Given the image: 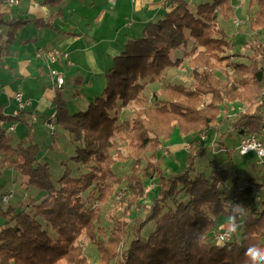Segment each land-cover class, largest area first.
Masks as SVG:
<instances>
[{
  "label": "trees",
  "instance_id": "obj_1",
  "mask_svg": "<svg viewBox=\"0 0 264 264\" xmlns=\"http://www.w3.org/2000/svg\"><path fill=\"white\" fill-rule=\"evenodd\" d=\"M170 1V11L147 23L141 35L128 40L112 59L100 93L84 110L69 113L60 88L55 90L54 124L70 136L74 145L70 160L85 166L84 172L74 176L62 163L64 169L54 183L49 164L38 158L39 145L13 143L7 128L0 126V170L12 167L26 176L28 185L45 192L31 211L0 206V218L5 219L0 224V264H88L78 245L80 237L96 248L98 264H251L245 249L250 244L264 247V193L254 197L259 183L248 178L238 191L240 177L237 173L229 176L228 169L217 163L212 164L210 175L197 171L195 160L205 154L204 148L190 146L185 167L169 175L163 173V160L157 156L162 141L173 133L187 135L215 126L226 103L245 105L229 122L238 141L264 126V0L248 1L249 6H257L250 28L260 31L259 38L255 35L247 44L249 63L227 61L230 36L218 20L233 16L230 0H208L194 10L189 8L190 0ZM60 2L43 0L42 4L58 6ZM30 21L36 27H51L43 19H5L0 10V37L4 36L0 62L16 32ZM190 38L195 45L171 58V52L186 48ZM184 62L190 68L191 85L167 84L151 93L155 105L149 106L144 95L146 80L155 82L167 69ZM217 71L225 78L218 77ZM129 106L135 107L131 122L121 119L119 112ZM14 121L32 127L23 110L6 115L0 105V123ZM50 135L56 137L55 132ZM123 142L125 154L120 149ZM129 160L132 165L119 201L124 209L107 232L100 225L101 206L114 197L122 182L112 167ZM155 179L157 186L145 190L144 181ZM221 186L231 188V196L224 197L230 198L227 207ZM86 191L90 202L82 199ZM145 198L151 200L148 206L141 202ZM233 203L246 210L241 238L238 241L233 234L217 243L214 235L222 220L233 215ZM149 223L152 229L143 234Z\"/></svg>",
  "mask_w": 264,
  "mask_h": 264
},
{
  "label": "rangeland",
  "instance_id": "obj_2",
  "mask_svg": "<svg viewBox=\"0 0 264 264\" xmlns=\"http://www.w3.org/2000/svg\"><path fill=\"white\" fill-rule=\"evenodd\" d=\"M78 1V0H77ZM208 0H190L189 8L191 10H194V8L203 2H206ZM244 1V3H242ZM249 0H230V3L232 5L233 9V18H236L234 21L235 28L236 26L242 25L243 31L241 33H237L234 36L232 35V41H230V46L226 49V54L229 55V59L227 61H242L245 63H249V56L251 55V51L247 48V44L251 41V38L254 36H251V31H253L250 28V21H245L243 24L242 19H244L248 13V11L252 10V7L256 6L253 5L252 7L248 4ZM20 2V1H19ZM35 3V0H34ZM68 3V2H66ZM5 5L6 7H10L7 5L4 0H0V6ZM28 5L27 1L22 2V7L25 8ZM71 5L70 7H72ZM77 6V4H76ZM17 7V6H16ZM15 9H18V7ZM74 9V8H73ZM76 9V8H75ZM231 17L230 21L232 23L233 18ZM221 19V18H219ZM226 23L228 24L230 23ZM236 22H239L236 24ZM51 29V28H49ZM241 30V29H239ZM50 31V30H48ZM256 33V31H253ZM258 36H260V31L258 30ZM3 34V33H2ZM230 34V33H229ZM43 38H40L35 46V57L36 59H44V57H39L37 55V51L40 48L42 44ZM45 44H53V40L51 39V36H46ZM49 40V42H48ZM247 40V41H246ZM250 40V41H249ZM195 45L194 39L190 38L188 46L186 48H179L171 52L170 56L171 58L175 59L179 55H182L184 51H188L191 47ZM33 49V50H34ZM241 55V56H238ZM12 58H15V53L10 56ZM8 62V61H7ZM227 64V62H226ZM5 66V67H4ZM6 73V75H9V70L6 69V64L1 63L0 64V74L4 73L3 69ZM228 73L231 72L230 66H227ZM51 71H54L56 73H59L56 69H52ZM61 74V73H60ZM217 76L220 78H225L223 74L219 71L216 72ZM1 78V77H0ZM5 79V76L3 77ZM100 78L104 81V76L100 75ZM97 77H94L93 89L90 90L91 86L88 85V89L84 87L83 83H78L77 85L73 84V79L68 78L66 79L65 85L62 86L60 89L62 95L67 98L69 111L71 113L77 112L79 110H84L90 101L95 95V92L97 91L96 83H97ZM192 82V75L190 73V68L187 65L186 62H184L181 66L178 68H169L164 72V75L161 79L155 81V82H149L146 80V86L144 89V95L147 99V104L149 106L155 105V100L152 99V92L155 90H159L163 88L165 85L170 83L175 84H182L184 86H190ZM19 82H10L6 83L8 86L6 87V91L11 96L14 95L17 89V85ZM20 84V83H19ZM20 92V91H17ZM81 92V93H77ZM22 94V92H20ZM100 93V92H99ZM97 93V95L99 94ZM72 105H75L76 108L72 107ZM203 106V105H201ZM245 108V105L240 102H230L226 103L225 110L222 109L219 116H218V123L215 126L208 127V128H199L195 132H190L187 135H182L180 133H177L178 136L181 139L179 143L176 145L178 148L174 146L169 140H163L162 146L160 150L157 152V156L159 155L163 160V173L165 175H169L170 173H176L181 170V168L185 167V154L189 150L190 146H195L198 150H201V148L206 149L205 154L202 157H199L195 160V168L196 170L203 171L206 175H210L212 173L213 169V163H217L220 166L228 169L229 176L237 173V175L240 177V181L238 184V191L240 190V187H243L245 184L248 183L247 179L252 178L254 183H259L260 188H257L254 191V197L259 198L260 194L264 193V162H259L255 152H249L245 155H240L238 151L236 150V147L238 146L239 141L236 138V132L233 130L229 122L232 121L234 114L238 111H241ZM134 106H129L127 108H121L120 109V115H122L121 119H127L129 122L132 121L134 117ZM54 116V115H53ZM34 118V117H32ZM32 118L27 117L28 123L32 125V127H28L25 123H21L19 121H14L12 123L8 122H2L0 123L1 127L9 128L10 124L14 125L15 130H7L10 135L13 138V143L16 141H25V143L28 142H34L37 143L40 147V152L38 154V158L42 162H47L50 167V173H51V180L56 183L57 179L61 176L62 171L64 169V166L62 163L66 164L71 169V174L74 176H78L82 172L85 171V166H77L75 163H73L70 160V156L74 154V145L71 142L70 136L67 132L63 131L61 128H57L54 124L53 117L49 118L48 120L51 121V123L54 126L55 132V138L53 139L51 137V131L46 126L43 120L38 119L37 121H34ZM205 130L206 131V137L204 140L199 141V134ZM174 134V133H173ZM253 134L255 138L262 142L264 146V126L260 128L258 132L249 133ZM173 136V135H172ZM171 136V137H172ZM193 141V143H190V141ZM169 142V143H168ZM126 142H123L121 145V151L123 154L126 153L125 149ZM169 144V145H168ZM176 148V149H175ZM149 154H146L147 157ZM264 161V158L263 160ZM144 164V162H143ZM132 162L125 161L116 162L112 169L114 173H116L117 176L122 177L121 184L116 186L115 195L113 198L108 200L106 203H104L101 206V219H100V225L103 226L106 231L108 232L113 222L121 216V212L124 209V205L120 204V200L123 197L124 194V183H125V175L129 173L131 168ZM0 174V185L2 187L0 188V206L5 209L7 206H15V207H21L22 209H25L27 211H31V206L35 204L39 197H43L45 194L44 191H40L36 189L35 187L28 185L26 176H21L17 171H15L12 167L9 168H2ZM145 190H151L154 185L157 183V180H145ZM157 186V184L155 185ZM229 186H221V195L223 197V202L227 207V204L230 202V198H224L226 195L227 197L231 196V188H228ZM156 188H154L155 190ZM6 195H10V198L8 200H4L3 197ZM153 193L150 194L149 198L153 197ZM145 198L142 200V204L145 206H148L150 204V199ZM83 201L90 202L89 198V192L86 191L82 194ZM120 204V205H119ZM168 206L171 205V203L167 204ZM137 207H134L133 215L136 213ZM19 210V209H18ZM144 212H141L143 214ZM139 214V213H138ZM246 214V210L244 212ZM243 214V215H244ZM243 216H241L238 224L239 228L238 231L235 233L236 239L239 241L241 238L242 230H243ZM5 219L0 218V224L3 223ZM222 225L218 226V230H222L224 228L229 229V218H224L222 220ZM153 223H149L145 228L143 234L147 233L152 229ZM217 233V232H216ZM128 239L125 241L124 247L127 245ZM78 245L82 246V251L84 256L87 259L88 264H98V256L96 248L89 244L85 237H80L78 240Z\"/></svg>",
  "mask_w": 264,
  "mask_h": 264
},
{
  "label": "crops",
  "instance_id": "obj_3",
  "mask_svg": "<svg viewBox=\"0 0 264 264\" xmlns=\"http://www.w3.org/2000/svg\"><path fill=\"white\" fill-rule=\"evenodd\" d=\"M19 1L17 5L10 7L0 6V10L5 13V19H43L50 22L51 27H36L30 21L16 32L14 41L8 46L0 62L6 64V69H10V74L6 75L5 66L1 68L4 73L0 74V105L6 115L14 116L19 113L14 95L10 98L5 90L8 86L6 83L19 82L16 92H22L23 98L28 102L22 109L25 116L34 117V121L41 119L44 123L53 117L54 92L65 85L66 79L72 78L74 85L83 83L87 89L89 85L91 90L94 84L92 80L97 77V91L94 94L97 95L104 83L100 75L104 76L112 64V59L124 49L126 42L138 38L147 23L157 21L171 9L170 0H61L58 6L43 5V0H35V3L34 0ZM23 1L28 2L25 8H21ZM71 5L73 6L70 7ZM16 6L18 9H15ZM57 11L60 14L52 18ZM256 11L257 6L252 7L242 19L243 24L250 21ZM230 19H219L218 24L232 41V35L241 33L243 29L242 25L235 28L233 23L236 18H233L232 23ZM257 32L251 31V36L257 35L259 38ZM2 33H5L4 28ZM47 35L51 36L53 44H45ZM40 38H43L40 48H55L59 51L54 63L36 59L34 45ZM3 40L4 36L0 37V42ZM13 53L15 58L10 57ZM52 69H56L63 76L61 87L56 86L51 75ZM62 97L69 111L67 98L63 95ZM72 107L76 108L75 105ZM12 126L14 131L15 127ZM181 139L174 133L169 142L178 148L176 144Z\"/></svg>",
  "mask_w": 264,
  "mask_h": 264
},
{
  "label": "built area",
  "instance_id": "obj_4",
  "mask_svg": "<svg viewBox=\"0 0 264 264\" xmlns=\"http://www.w3.org/2000/svg\"><path fill=\"white\" fill-rule=\"evenodd\" d=\"M4 2L9 5V6H13V5H17L19 3V0H4ZM239 22H236V24H238ZM37 55L39 57H44V59L50 63H54L57 60V57L59 55V51L55 48H47V49H39L37 51ZM51 75L54 77L55 79V83L57 87H61L63 82H64V78L60 73H56L54 71H51ZM14 99L17 103V106L20 110L24 109V107L26 106V104L28 103L27 101H25V99L23 98L22 94L20 92H16L14 94ZM46 126L49 128V130L51 131V133H53L54 131V126L51 123L50 120H48L46 122ZM7 130H13V126H9V128ZM206 137V131L203 130L200 134H199V141L204 140ZM250 145H254L256 150H249V146ZM236 150L238 151V153L240 155H245L243 153L246 152H255L259 162H264L262 161L264 158V146L262 144L261 141L257 140L255 138V136L253 134H247L246 136L242 137L239 140L238 146L236 147ZM10 198V195H6L3 197L4 200H8ZM228 232V229L224 228L222 230H218L217 233H215V240L218 243L219 241H221V237H223V242H226L230 239L231 236H226L225 234Z\"/></svg>",
  "mask_w": 264,
  "mask_h": 264
},
{
  "label": "clouds",
  "instance_id": "obj_5",
  "mask_svg": "<svg viewBox=\"0 0 264 264\" xmlns=\"http://www.w3.org/2000/svg\"><path fill=\"white\" fill-rule=\"evenodd\" d=\"M249 150H256L254 145L249 146ZM243 154H246L243 153ZM233 215L229 217L230 227L228 232L225 234L226 236H231L238 231L239 224L237 223L238 217L242 216L245 212V207L241 204L233 203L232 206ZM223 237H221V243L223 241ZM245 256L250 260L251 264H264V247L258 246L256 244H250L245 249Z\"/></svg>",
  "mask_w": 264,
  "mask_h": 264
}]
</instances>
